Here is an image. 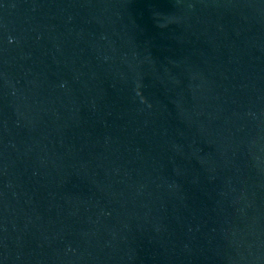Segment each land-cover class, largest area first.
Wrapping results in <instances>:
<instances>
[{
    "label": "water",
    "instance_id": "95a60500",
    "mask_svg": "<svg viewBox=\"0 0 264 264\" xmlns=\"http://www.w3.org/2000/svg\"><path fill=\"white\" fill-rule=\"evenodd\" d=\"M0 264H264V0H0Z\"/></svg>",
    "mask_w": 264,
    "mask_h": 264
}]
</instances>
